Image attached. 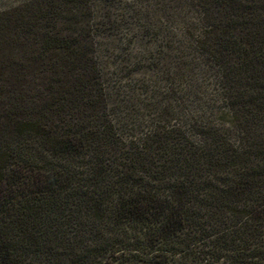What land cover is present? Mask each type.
I'll return each mask as SVG.
<instances>
[{"label": "trees", "instance_id": "16d2710c", "mask_svg": "<svg viewBox=\"0 0 264 264\" xmlns=\"http://www.w3.org/2000/svg\"><path fill=\"white\" fill-rule=\"evenodd\" d=\"M132 1L0 11V264H264V0Z\"/></svg>", "mask_w": 264, "mask_h": 264}, {"label": "rangeland", "instance_id": "374dc122", "mask_svg": "<svg viewBox=\"0 0 264 264\" xmlns=\"http://www.w3.org/2000/svg\"><path fill=\"white\" fill-rule=\"evenodd\" d=\"M22 2H24V0H0V11L17 6ZM129 3H133V1L129 0ZM126 39L127 37H123L119 41L117 39L115 41L117 44H120L122 48H126V46H128L126 43ZM133 48L137 49V43L134 44Z\"/></svg>", "mask_w": 264, "mask_h": 264}]
</instances>
